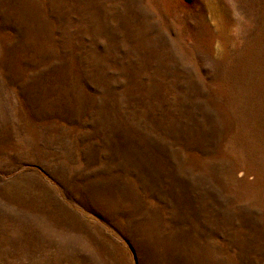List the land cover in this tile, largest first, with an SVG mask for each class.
<instances>
[{"label": "rangeland", "instance_id": "1", "mask_svg": "<svg viewBox=\"0 0 264 264\" xmlns=\"http://www.w3.org/2000/svg\"><path fill=\"white\" fill-rule=\"evenodd\" d=\"M0 264H264V0H0Z\"/></svg>", "mask_w": 264, "mask_h": 264}]
</instances>
